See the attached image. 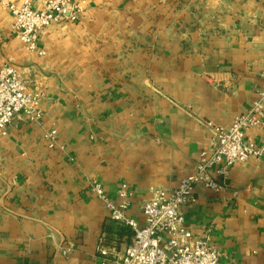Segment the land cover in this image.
I'll list each match as a JSON object with an SVG mask.
<instances>
[{
    "label": "crops",
    "instance_id": "0c3cea01",
    "mask_svg": "<svg viewBox=\"0 0 264 264\" xmlns=\"http://www.w3.org/2000/svg\"><path fill=\"white\" fill-rule=\"evenodd\" d=\"M17 1L0 0V67L42 95L44 117L20 113L0 136V264H102L103 235L118 264L133 231L91 184L117 202L126 182L142 224L153 192L194 171L212 139L204 122L227 128L257 98L264 0H75L80 20L42 30L43 55L12 32ZM183 211L219 264H264V156L233 165L220 192L198 186Z\"/></svg>",
    "mask_w": 264,
    "mask_h": 264
},
{
    "label": "built area",
    "instance_id": "2783aa9c",
    "mask_svg": "<svg viewBox=\"0 0 264 264\" xmlns=\"http://www.w3.org/2000/svg\"><path fill=\"white\" fill-rule=\"evenodd\" d=\"M13 17L12 32L29 51L44 54L40 47V32L53 24L78 22L83 8L75 0H46L41 7L33 0L7 4ZM42 95L32 92L17 68L11 63L0 67V136L8 134L15 117L24 113L31 121L41 122L44 114L39 108ZM212 130L210 146L200 152L194 171L183 177L173 189H156L143 206L144 222L128 215L131 189L126 182L118 185L117 202L108 196L103 185L91 184L94 193L106 203L110 218L130 227L132 241L118 264H219L222 253L207 237L194 238L185 222L183 208L195 200L198 186L214 192L222 191L233 165L264 156V139L255 143L248 137L252 128L264 129V73L257 90V98L245 112L236 116L225 128L205 121ZM57 135L52 130L46 136L52 146ZM73 244L63 253L66 254ZM97 252L102 264H110L114 256L106 237L99 238Z\"/></svg>",
    "mask_w": 264,
    "mask_h": 264
}]
</instances>
